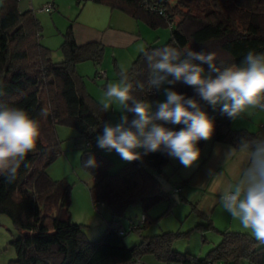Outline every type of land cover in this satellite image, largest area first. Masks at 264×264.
Wrapping results in <instances>:
<instances>
[{"label":"trees","instance_id":"obj_1","mask_svg":"<svg viewBox=\"0 0 264 264\" xmlns=\"http://www.w3.org/2000/svg\"><path fill=\"white\" fill-rule=\"evenodd\" d=\"M118 9L150 29L169 28L163 44L156 39L144 47L173 45L204 52H216L222 61L240 65L244 55L253 50L264 53V0H93ZM60 44L62 59L52 58V49L41 42L42 25L32 9H19V0L0 2V104L25 109L40 123L41 136L34 152L9 182L0 177V213L6 214L19 235L9 241L15 251L10 264H129L145 255L163 264H259L264 261V246H259L246 233L220 231L221 240L204 256L173 249L176 239L186 233L166 231L141 236L128 246L121 219L126 209L140 204L143 210L138 224L131 230L140 233L151 219L147 210L165 199H173L162 190L157 176L169 157L161 152L144 156L142 161L124 162L116 170L113 160L96 146L95 137L102 134L107 113L86 90L77 65L90 61L98 65L103 57V44L95 41L77 44L72 22L66 26ZM130 75L146 81L148 69L138 53L132 61ZM98 71V70H97ZM96 71V73H97ZM176 90L192 95L182 84ZM142 99L153 101L146 93ZM205 111L215 121L211 142L236 147L242 138L262 137L246 129H234L231 120L213 111ZM48 109L49 115H40ZM131 119V116H130ZM74 128L83 138L80 163L93 155L98 167L86 170L94 179L89 187L93 204L102 202L110 211V219L95 240L85 239L83 224L72 221L71 189L65 178L54 179L47 167L61 153L56 127ZM179 129L181 126L166 125ZM207 141H200L202 148ZM142 151V150H141ZM27 165V166H25ZM166 178V176H164ZM187 183H177L180 188ZM179 200L181 196L177 193ZM201 217H206L199 212ZM198 228H213L211 222Z\"/></svg>","mask_w":264,"mask_h":264},{"label":"clouds","instance_id":"obj_2","mask_svg":"<svg viewBox=\"0 0 264 264\" xmlns=\"http://www.w3.org/2000/svg\"><path fill=\"white\" fill-rule=\"evenodd\" d=\"M139 54L148 69L147 80L135 79L128 66H121L119 78L107 84L99 102L102 112H118L119 119L103 122L96 146L114 151L124 162L161 152L193 169L201 158L199 142L211 140L216 127L205 105L231 121L264 111V53L249 50L240 65L227 66L218 64L216 52L173 45L141 47ZM178 84L191 88L192 95L177 91ZM145 91L164 99L136 95ZM49 114L48 109L40 113L44 118ZM40 136L39 121L25 109L0 104V177L15 179ZM240 154L247 162L239 179L220 192L219 203L257 245L264 246V138H242L236 147L227 148L224 157L229 160ZM82 167H98L95 157L89 155ZM207 175L214 180L222 173L210 168Z\"/></svg>","mask_w":264,"mask_h":264},{"label":"rangeland","instance_id":"obj_3","mask_svg":"<svg viewBox=\"0 0 264 264\" xmlns=\"http://www.w3.org/2000/svg\"><path fill=\"white\" fill-rule=\"evenodd\" d=\"M62 1V2H61ZM172 1V0H171ZM1 2V0H0ZM45 0H19L21 10L32 8L33 13L39 19L42 25L41 42L52 49V58L55 61L62 59L60 44L63 40V32L67 25V20L75 18L77 12L83 5L82 0H59L56 1V9L50 13L41 11L40 8ZM148 29V28H147ZM151 35L143 33V36L150 38L152 42L156 38V44H163L169 36V28H160L156 31L148 29ZM157 36V37H156ZM142 41L138 48L144 47ZM140 50V49H139ZM139 52V51H137ZM135 54V53H134ZM120 55L114 57L110 49L104 50L101 62L96 66L90 61H85L79 66L80 73L87 92L98 102L103 97V90L110 81L117 80L121 66H130L134 58ZM98 70V71H97ZM103 70L105 76L100 78L97 73ZM97 71V73H96ZM164 97L158 94L155 100H163ZM150 100V99H149ZM108 121L116 123L119 119V113L110 111L107 113ZM264 123V111L254 110L250 115H244L243 118L231 122L234 129H246L250 132L264 136V128L260 124ZM56 132L60 139L61 153L47 167V172L54 179L65 178L72 185L71 189V218L73 222L83 224L85 239L92 241L98 238L107 226L110 219V211L105 206L94 207L88 184L91 182V175L82 168L80 155L84 148L83 138L78 137L74 128L57 125ZM227 145L219 142L207 141L201 149V159L206 160L215 150L216 145ZM215 145V146H213ZM214 147V148H213ZM217 151L222 152L221 148ZM110 157L116 170L124 161L113 151L111 153L104 151ZM201 161L193 169H185L178 160L169 158L168 163L163 167V174L173 185L187 180L183 185L184 191L181 193V200L165 199L147 210V216L151 222L142 228L140 233L131 230V226L138 224L141 220L143 210L140 204L129 206L121 219L123 229H126L124 241L128 246L136 244L141 236H151L166 231L186 233L173 243V249L179 252H190L194 255L204 256L209 249L217 244L222 236L220 231H240L245 232L238 222L233 221L230 214L223 210L219 203V196L225 184L221 185L220 190L212 188L213 182H210L208 175L203 174L199 169ZM202 173V174H201ZM223 179L222 183H224ZM209 183V184H208ZM203 185V187H202ZM181 190V189H180ZM172 191V190H171ZM172 193H174L172 191ZM202 212L206 217H201ZM211 222L213 228H198L197 224H206ZM19 235L13 226L10 218L0 213V264H10V260L15 258V251L9 241ZM140 262L134 261L129 264H163L157 261L151 255H145Z\"/></svg>","mask_w":264,"mask_h":264},{"label":"crops","instance_id":"obj_4","mask_svg":"<svg viewBox=\"0 0 264 264\" xmlns=\"http://www.w3.org/2000/svg\"><path fill=\"white\" fill-rule=\"evenodd\" d=\"M56 1L59 2V0H45L43 5L51 3L52 10L50 12H52L56 9ZM82 1L83 5L77 12L75 18L67 20V25L70 21L72 22L73 35L77 44H83L90 41L99 42L103 44L104 50L110 49L114 54V57L120 55L121 58L126 60L125 57H130V59H132L136 53H139L137 51H139L140 48L138 47L142 41L145 43L150 41L149 39L152 36H149L150 38H147L148 36H143V33L151 35L150 31H148L149 27L141 21L133 19L118 9H111L109 6L97 3L93 0ZM81 64L83 63L77 65L78 73H80L79 66ZM229 146L220 144L216 145L215 150L213 151L212 149L211 155L204 160V162L203 159L205 158L200 160L201 164L197 169H201V172L205 175L210 168L214 169L216 172L222 173V175L217 176L214 180L208 176L210 182H213L212 188H215L216 190H220L222 184H225V188H227L233 182L238 180L241 171L247 162L246 157L243 154L225 160L224 152ZM217 148H221L222 152L217 151ZM224 178L226 179L224 180V183H222ZM93 183L94 179L91 177V182L88 184V188L92 186ZM176 185L178 184L176 183L173 186ZM225 188H222V190ZM183 191L184 188H181L180 192L182 193ZM103 206L105 207V205ZM197 256L201 257V255Z\"/></svg>","mask_w":264,"mask_h":264},{"label":"built area","instance_id":"obj_5","mask_svg":"<svg viewBox=\"0 0 264 264\" xmlns=\"http://www.w3.org/2000/svg\"><path fill=\"white\" fill-rule=\"evenodd\" d=\"M40 10H41V11H44V12H50V11L52 10V4H51V3H47V4L43 5V6L40 8ZM97 74H98L97 76L100 77V78H102V77L105 76V73H104L103 70H100ZM145 93H146V96H147L148 98H150V97L155 96V95L158 94V93H154V92H149V93H147V91H145ZM260 127L264 128V123L260 124ZM180 189H181V188H180L178 185L172 187V191H173L174 193H178V192H180ZM93 205H94L95 208L98 209L99 207H102L104 204H103L102 202H97V203H95V204H93ZM137 261L140 262V263H142L140 260H137ZM210 264H230V263H226V262H224V261H215V262H211ZM259 264H264V261H262V262L259 263Z\"/></svg>","mask_w":264,"mask_h":264},{"label":"water","instance_id":"obj_6","mask_svg":"<svg viewBox=\"0 0 264 264\" xmlns=\"http://www.w3.org/2000/svg\"><path fill=\"white\" fill-rule=\"evenodd\" d=\"M157 180L160 182L162 190L166 193H170L173 187V184L168 181L164 176H157ZM171 196L179 200L177 193H172Z\"/></svg>","mask_w":264,"mask_h":264}]
</instances>
